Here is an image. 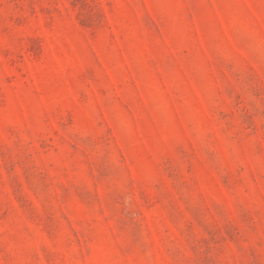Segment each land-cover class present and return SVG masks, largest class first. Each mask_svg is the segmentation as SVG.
Wrapping results in <instances>:
<instances>
[{"label": "rangeland", "instance_id": "obj_1", "mask_svg": "<svg viewBox=\"0 0 264 264\" xmlns=\"http://www.w3.org/2000/svg\"><path fill=\"white\" fill-rule=\"evenodd\" d=\"M0 264H264V0H0Z\"/></svg>", "mask_w": 264, "mask_h": 264}]
</instances>
